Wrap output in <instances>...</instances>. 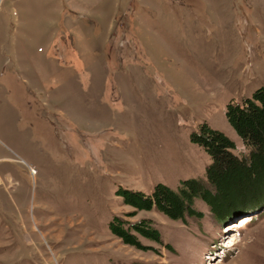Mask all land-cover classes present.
I'll return each instance as SVG.
<instances>
[{"label":"rangeland","instance_id":"374dc122","mask_svg":"<svg viewBox=\"0 0 264 264\" xmlns=\"http://www.w3.org/2000/svg\"><path fill=\"white\" fill-rule=\"evenodd\" d=\"M263 85L264 0H0V264H264L259 196L182 223L116 194L204 180V123L246 153L225 110Z\"/></svg>","mask_w":264,"mask_h":264},{"label":"trees","instance_id":"16d2710c","mask_svg":"<svg viewBox=\"0 0 264 264\" xmlns=\"http://www.w3.org/2000/svg\"><path fill=\"white\" fill-rule=\"evenodd\" d=\"M225 117L242 141L246 153L235 156V144L225 134L202 124L190 141L204 149L210 157L205 179L181 181L177 189L157 184L151 194L119 188L116 194L135 211L158 212L173 221L185 223L187 217L202 218L195 209L201 201L219 219L226 218L229 206L238 200L257 198L264 206V85L242 102H230ZM110 233L122 244L136 250L148 249L139 240L162 245L160 234L147 219L128 223L115 216L109 223Z\"/></svg>","mask_w":264,"mask_h":264},{"label":"bare ground","instance_id":"6f19581e","mask_svg":"<svg viewBox=\"0 0 264 264\" xmlns=\"http://www.w3.org/2000/svg\"><path fill=\"white\" fill-rule=\"evenodd\" d=\"M245 220H248V218H245ZM242 225L239 227V228H243V227H245L246 226V224L244 223V222H240Z\"/></svg>","mask_w":264,"mask_h":264}]
</instances>
